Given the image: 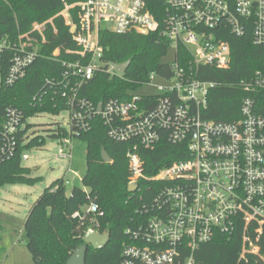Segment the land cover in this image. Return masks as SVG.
Segmentation results:
<instances>
[{
    "label": "built area",
    "instance_id": "1",
    "mask_svg": "<svg viewBox=\"0 0 264 264\" xmlns=\"http://www.w3.org/2000/svg\"><path fill=\"white\" fill-rule=\"evenodd\" d=\"M61 1L57 16L69 27L75 48L63 50V58L55 49L49 58L60 61L63 69L44 79L68 112L69 128L60 137L56 159L70 158L72 138L87 132L98 116L108 138L130 143L129 184L136 183L138 189L141 178L159 184L140 210L142 219L128 231L120 264H196L194 252L217 233L240 236L241 259L264 260V68L238 81L247 95L240 103V118L233 122L202 117L207 95L217 82L197 77L200 66L230 67L231 37L241 38L249 31L254 45H264V0ZM46 24H52V18L33 22L12 40L0 37V85L12 86L26 75L39 56L33 35L44 42ZM101 29L157 33L174 50L171 74L162 77L166 85L156 86L159 97L152 108L140 106L145 95L132 91L128 100L107 99L100 110L81 96L82 85L96 71L123 78L117 63L102 59ZM5 51L11 54L2 74ZM24 127L21 112L8 109L0 129L2 160L12 155L17 133ZM162 130L173 144H184L188 156L146 177L138 147L152 148ZM27 158L24 152L22 159ZM96 211L91 203L88 212ZM87 231L97 230L89 226Z\"/></svg>",
    "mask_w": 264,
    "mask_h": 264
},
{
    "label": "trees",
    "instance_id": "2",
    "mask_svg": "<svg viewBox=\"0 0 264 264\" xmlns=\"http://www.w3.org/2000/svg\"><path fill=\"white\" fill-rule=\"evenodd\" d=\"M62 8L61 0H0V37L12 40L28 31L33 22L52 18V24L45 25L44 42L33 35L39 42V56L26 75L12 86L0 85V129L10 108L20 111L25 123L17 133L12 155L5 160L0 158V188L6 184H32L37 180L30 176L31 169L22 165V154L27 149L43 146L45 141L41 136L29 134L31 125L26 119L44 112L57 114L65 109L63 99L44 84L46 77L58 76L63 69L60 61L49 58L52 52L59 48L63 58V50L75 48L69 27L62 16H57ZM150 8L156 12L153 5ZM230 41L232 57L227 70L212 66H200L197 70L200 79L217 82L210 89L206 107L201 111L203 118L216 122H233L240 118V103L247 93L237 83L249 78L254 70L264 68V45H254L249 31L241 38L231 37ZM99 43L102 59L106 62L119 64L129 60L130 63L123 78L96 71L82 85L81 96L94 104L107 99L128 100V91L148 83L153 74L161 77L171 74L169 63L161 61L168 51V42L157 33L115 34L101 29ZM10 54V51L3 53L2 74ZM158 97L157 94L145 95L139 105L152 108ZM66 133L58 126L51 136L61 137ZM77 138L86 144V169L81 185H74L67 191L63 177L57 178L43 189L25 216L23 231L33 264H66L75 249L84 243L83 236L89 226L100 233L108 232L109 241L98 250L88 246L85 264H120L123 244L129 242L128 231L142 219L140 210L150 203L159 186L149 178H141L138 189L128 192L130 172L126 151L130 143L108 138L106 127L98 116L91 121L90 129ZM2 145L0 132V147ZM102 150L107 153L108 162L102 160ZM138 152L146 177L154 176L162 166L188 156L186 146L170 142L163 130L152 148L139 146ZM91 203L97 207L95 213L88 212ZM240 248L238 234L228 238L217 233L212 240L200 245L194 258L196 264H264V260L256 256L241 259Z\"/></svg>",
    "mask_w": 264,
    "mask_h": 264
},
{
    "label": "rangeland",
    "instance_id": "3",
    "mask_svg": "<svg viewBox=\"0 0 264 264\" xmlns=\"http://www.w3.org/2000/svg\"><path fill=\"white\" fill-rule=\"evenodd\" d=\"M174 50L169 48L161 61L172 63ZM160 76L154 75L148 83L132 91L134 95L158 94L157 85H166ZM31 125L29 134L44 138V145L25 150L27 159L22 165L31 169V177L37 178L32 184H6L0 188V264H33L26 248L23 231L25 216L45 187L57 178L63 177L67 191L74 185H81L86 169L85 141L73 137L70 158L56 159L60 137H52L53 130L61 127L68 130V112L57 114L39 113L26 119Z\"/></svg>",
    "mask_w": 264,
    "mask_h": 264
},
{
    "label": "water",
    "instance_id": "4",
    "mask_svg": "<svg viewBox=\"0 0 264 264\" xmlns=\"http://www.w3.org/2000/svg\"><path fill=\"white\" fill-rule=\"evenodd\" d=\"M129 63H130L129 60L119 63L117 65V70L120 73H124ZM97 109L98 110L101 109V102L97 104ZM101 157L103 161L108 162L110 160L107 153L104 150L101 151ZM136 189H137L136 183L128 184L127 190L129 193L135 192ZM83 241L84 243L75 249L74 253L69 257L66 264H85V255H86L87 247L91 246L95 250L103 248L109 241V233L108 232L100 233L98 231H86L83 236Z\"/></svg>",
    "mask_w": 264,
    "mask_h": 264
}]
</instances>
